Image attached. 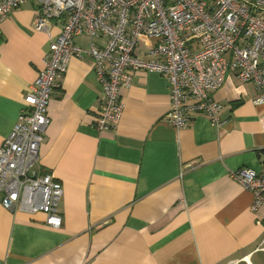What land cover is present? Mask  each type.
I'll list each match as a JSON object with an SVG mask.
<instances>
[{"label":"crops","instance_id":"1","mask_svg":"<svg viewBox=\"0 0 264 264\" xmlns=\"http://www.w3.org/2000/svg\"><path fill=\"white\" fill-rule=\"evenodd\" d=\"M38 14L28 0L0 24V147L50 50ZM75 42L87 48L89 37ZM151 44L143 36L138 51ZM102 87L90 56L70 59L34 170L62 183V226L0 199V264H264V208L254 212L253 192L232 177L264 165V102L252 83L230 73L214 93L222 124L201 114L183 129L167 119L166 76L138 71L120 90L119 122L98 130Z\"/></svg>","mask_w":264,"mask_h":264},{"label":"built area","instance_id":"2","mask_svg":"<svg viewBox=\"0 0 264 264\" xmlns=\"http://www.w3.org/2000/svg\"><path fill=\"white\" fill-rule=\"evenodd\" d=\"M28 0H0V24ZM35 29L46 32L50 50L45 66L25 95V107L0 147V199L9 210L45 215L60 228L64 188L51 172L34 171L50 124L53 90L61 84L70 59L90 56L102 82L95 120L110 130L124 109L122 87L138 71H155L169 81L168 122L187 127L205 114L216 125L221 104L214 93L234 74L252 83L264 102V0H38ZM61 21L53 38L52 27ZM87 35L89 46L75 42ZM143 36L152 44L138 51ZM232 177L253 192L252 210L264 208V165L242 167Z\"/></svg>","mask_w":264,"mask_h":264},{"label":"trees","instance_id":"3","mask_svg":"<svg viewBox=\"0 0 264 264\" xmlns=\"http://www.w3.org/2000/svg\"><path fill=\"white\" fill-rule=\"evenodd\" d=\"M2 41H3V36H2V34L0 32V44H1Z\"/></svg>","mask_w":264,"mask_h":264}]
</instances>
